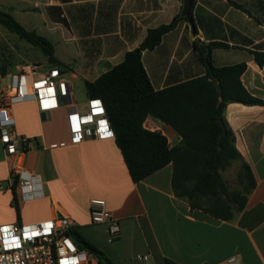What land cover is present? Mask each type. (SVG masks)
<instances>
[{
    "label": "crops",
    "instance_id": "obj_1",
    "mask_svg": "<svg viewBox=\"0 0 264 264\" xmlns=\"http://www.w3.org/2000/svg\"><path fill=\"white\" fill-rule=\"evenodd\" d=\"M183 6L184 0H0V9L54 44L73 87L95 82L121 64L150 30L182 15ZM191 16L193 23L181 20L155 49L142 52L154 89L204 76L197 46L224 43L229 47L212 52L214 65L245 63L243 85L264 99V66L255 60V52L264 53V0H196ZM7 76L0 75V90ZM12 113L17 134L29 145L15 157L0 144V225L67 217L114 264H227L232 257L236 264H264L263 106L230 103L225 110L241 155L232 165L246 163L256 181L245 208L230 221L177 198L171 164L135 183L115 138L75 142L67 120L62 132H55L41 120L35 102L15 104ZM144 126L166 136L171 147L181 143L172 127L152 116ZM16 165L40 176L42 198L22 202L16 197L11 182ZM93 199L104 200L119 221L117 239L110 238L106 225L92 224ZM32 210L37 214L30 215Z\"/></svg>",
    "mask_w": 264,
    "mask_h": 264
},
{
    "label": "trees",
    "instance_id": "obj_2",
    "mask_svg": "<svg viewBox=\"0 0 264 264\" xmlns=\"http://www.w3.org/2000/svg\"><path fill=\"white\" fill-rule=\"evenodd\" d=\"M195 2L192 0L191 15ZM186 19L179 15L170 24L150 30L140 47L128 52L121 64L95 82H86V93L89 99L103 101L115 142L135 183L171 164L172 188L177 198L187 201L192 209L230 221L245 208L256 181L246 163L241 164V175L246 180L243 190L231 191L223 175L234 162L241 161L225 110L230 103L264 107V99L253 96L243 85L245 63L214 65L212 52L215 48H228L224 43L197 46L206 68L204 76L163 90L154 89L142 52L155 49L167 33ZM0 25L39 50L47 59V68L65 69L55 56L54 44L37 31L26 29L11 13L0 10ZM255 60L264 66V53L255 52ZM12 65L11 61L0 59V75L6 77ZM213 79L221 84V103ZM150 116L172 127L181 143L171 147L166 136L146 129L144 123ZM13 189L16 190L15 185ZM14 206L19 215L16 198ZM69 235L81 250L95 254L100 264H114L76 229H70ZM165 264L177 263L166 260Z\"/></svg>",
    "mask_w": 264,
    "mask_h": 264
},
{
    "label": "built area",
    "instance_id": "obj_3",
    "mask_svg": "<svg viewBox=\"0 0 264 264\" xmlns=\"http://www.w3.org/2000/svg\"><path fill=\"white\" fill-rule=\"evenodd\" d=\"M74 101V87L59 68L38 64L20 66L17 73L8 74L0 90V144L10 156L20 157L27 151L29 140L17 134L12 113L13 106L23 102H35L39 114L46 116L66 108L69 132L75 142L115 137L101 99H89L81 108ZM11 182L22 202L44 196L40 176L20 165L12 168ZM90 215L92 224L106 225L110 238H118L120 223L104 200H91ZM73 227L74 223L63 216L36 224L0 225V264H100L95 254L81 250L69 235ZM236 263L235 257L227 261V264Z\"/></svg>",
    "mask_w": 264,
    "mask_h": 264
},
{
    "label": "rangeland",
    "instance_id": "obj_4",
    "mask_svg": "<svg viewBox=\"0 0 264 264\" xmlns=\"http://www.w3.org/2000/svg\"><path fill=\"white\" fill-rule=\"evenodd\" d=\"M26 29L30 30L28 27ZM0 59L5 61H11L14 64L9 70V72L13 74L17 73L19 65L26 66L29 64H38L44 66L45 68H47L48 66L47 59L42 55L39 50L26 43L24 40H21L18 36L12 34L1 25ZM2 83H6V81L3 80ZM74 95V102L79 106V108H81L82 105L86 104L89 100L86 93V88L82 83L74 84ZM66 114V108H61L56 112L49 113L47 115V120L45 121V124L55 129V132L61 133L62 126H64L66 122ZM241 173V166L239 164H234L230 166L225 172H223V175L231 191L243 190V183H246V180L243 179ZM36 214L37 210H32L30 212V215L34 216ZM79 233L83 236V232L80 231Z\"/></svg>",
    "mask_w": 264,
    "mask_h": 264
},
{
    "label": "water",
    "instance_id": "obj_5",
    "mask_svg": "<svg viewBox=\"0 0 264 264\" xmlns=\"http://www.w3.org/2000/svg\"><path fill=\"white\" fill-rule=\"evenodd\" d=\"M191 3H192V0H184L182 15L186 17L190 21V23H193V18L191 16ZM10 81H11V77H8V82ZM213 83L217 87L218 94H219V103H221L222 95H223L221 84L218 79H213ZM40 117L43 122L47 120V116L45 114H41Z\"/></svg>",
    "mask_w": 264,
    "mask_h": 264
}]
</instances>
